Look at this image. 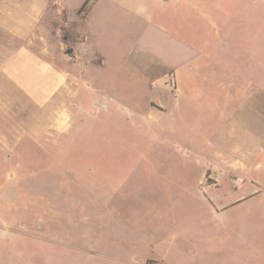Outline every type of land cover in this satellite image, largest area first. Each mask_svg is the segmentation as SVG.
I'll use <instances>...</instances> for the list:
<instances>
[{"label": "rangeland", "instance_id": "rangeland-1", "mask_svg": "<svg viewBox=\"0 0 264 264\" xmlns=\"http://www.w3.org/2000/svg\"><path fill=\"white\" fill-rule=\"evenodd\" d=\"M85 1L0 0V264H264V0Z\"/></svg>", "mask_w": 264, "mask_h": 264}, {"label": "crops", "instance_id": "crops-1", "mask_svg": "<svg viewBox=\"0 0 264 264\" xmlns=\"http://www.w3.org/2000/svg\"><path fill=\"white\" fill-rule=\"evenodd\" d=\"M93 10L94 7L89 14ZM15 35L21 42L9 50L2 64V74L30 102L45 107L60 93L70 90V74L36 50L32 36L18 30Z\"/></svg>", "mask_w": 264, "mask_h": 264}, {"label": "trees", "instance_id": "trees-1", "mask_svg": "<svg viewBox=\"0 0 264 264\" xmlns=\"http://www.w3.org/2000/svg\"><path fill=\"white\" fill-rule=\"evenodd\" d=\"M91 0H86L81 7L80 10L84 11V16H86L93 8V5H95V2H93L91 5H89Z\"/></svg>", "mask_w": 264, "mask_h": 264}, {"label": "water", "instance_id": "water-1", "mask_svg": "<svg viewBox=\"0 0 264 264\" xmlns=\"http://www.w3.org/2000/svg\"><path fill=\"white\" fill-rule=\"evenodd\" d=\"M73 48H70V49H68L67 51H66V54H68V55H72V53H73Z\"/></svg>", "mask_w": 264, "mask_h": 264}]
</instances>
